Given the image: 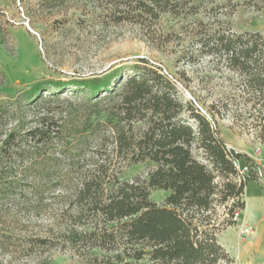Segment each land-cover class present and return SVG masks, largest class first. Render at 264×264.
Here are the masks:
<instances>
[{"label":"trees","instance_id":"trees-1","mask_svg":"<svg viewBox=\"0 0 264 264\" xmlns=\"http://www.w3.org/2000/svg\"><path fill=\"white\" fill-rule=\"evenodd\" d=\"M127 1L134 8L116 12L119 19L156 18L185 6L184 0ZM184 30L177 78L139 58L130 75L120 65L38 81L12 99L0 98V246L11 244L21 213L46 211L45 196L69 188L54 197L65 205L45 232L66 236L74 248L111 253L103 264L232 262L219 234L235 225L245 187L257 177L249 157L226 145L217 123L230 112L241 116L228 107L239 96L263 121L264 33L219 21ZM200 56L242 77L241 94L212 92L206 73L204 93L196 95L186 68ZM233 159L249 163L245 180H238ZM138 164L145 171L126 177V168ZM152 189L168 192L162 205L151 200ZM47 234L19 244L45 246Z\"/></svg>","mask_w":264,"mask_h":264},{"label":"rangeland","instance_id":"rangeland-1","mask_svg":"<svg viewBox=\"0 0 264 264\" xmlns=\"http://www.w3.org/2000/svg\"><path fill=\"white\" fill-rule=\"evenodd\" d=\"M184 1L185 6L176 8L173 14L163 12L156 18L126 14V18L119 19L122 16L116 12L134 8L133 2L0 0V71L4 75H0V98L12 99L38 81H67L106 73L120 65L122 73L130 75L132 65L139 58L159 65L164 72L177 78L184 66L178 61L184 45L182 31L198 21L204 24L219 21L224 27L228 25L234 30L264 33V0ZM186 69L193 77L191 90L196 95L204 93L200 79L206 73L210 75L207 87L212 92L227 94L229 91L238 95L244 87L242 77L215 59L212 64L208 58L200 56L192 68ZM177 86L180 94L188 97V92L180 84ZM66 94L71 96L70 92ZM212 99L213 95L207 99L208 103ZM236 101L229 103L228 107L241 116L234 117L230 112L218 119L221 138L235 149H247L250 153L259 146L264 155L262 119H256L257 113L251 111L250 104L246 105L240 96ZM262 114L264 117V112ZM144 171V165L138 164L126 168L125 176ZM255 181L259 186L258 192L264 194V186ZM69 190L52 189L51 194L45 196L49 203L46 211L21 213L17 217V230L7 232L12 238L11 244L0 246V264H103L106 257H110L111 253L88 245L74 248L66 236L55 231L52 234L45 232L65 205L56 202L54 197ZM251 191L252 186H249L246 196L243 194L241 198L246 200V205L235 225L219 234L221 245L232 259L228 264H264V206L258 209L259 205L250 198ZM167 193L162 189H152L150 198L162 205ZM24 226L27 228H22ZM245 227H251L252 232L243 233ZM46 234L49 238L45 246L35 243L29 249L21 248L19 244L25 240L34 242ZM16 244L17 248H14Z\"/></svg>","mask_w":264,"mask_h":264},{"label":"built area","instance_id":"built-area-1","mask_svg":"<svg viewBox=\"0 0 264 264\" xmlns=\"http://www.w3.org/2000/svg\"><path fill=\"white\" fill-rule=\"evenodd\" d=\"M249 156L250 161L253 163L252 171L257 177V181L264 186V155L262 154L261 148L256 146ZM233 166L237 172L238 180H245L250 173V165L243 159H233ZM251 227H245L243 233H251Z\"/></svg>","mask_w":264,"mask_h":264},{"label":"crops","instance_id":"crops-1","mask_svg":"<svg viewBox=\"0 0 264 264\" xmlns=\"http://www.w3.org/2000/svg\"><path fill=\"white\" fill-rule=\"evenodd\" d=\"M263 128H264V117H263ZM263 143H264V138H263ZM226 145L230 148H233L235 149L233 146L229 145L226 143ZM239 152H243V153H246L247 155H250V151H248L247 149H241V150H238V149H235ZM249 186H252V191L250 193V198L253 199L258 205H259V210L261 209V206H264V194L262 192H258V188L259 186L257 185L256 181H249L245 187V191H244V195L246 196V191L248 189ZM246 201V200H245ZM246 205V204H245ZM243 216L244 214L242 215V218L243 219ZM264 213L262 214V218L264 219ZM244 225L246 224L245 222L243 223ZM264 233V230L262 231ZM257 237H259L260 239H263L262 236H259L257 235Z\"/></svg>","mask_w":264,"mask_h":264}]
</instances>
